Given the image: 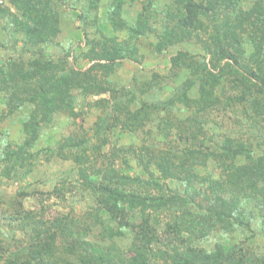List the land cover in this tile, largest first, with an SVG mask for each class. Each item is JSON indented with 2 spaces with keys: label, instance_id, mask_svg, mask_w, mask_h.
<instances>
[{
  "label": "trees",
  "instance_id": "obj_1",
  "mask_svg": "<svg viewBox=\"0 0 264 264\" xmlns=\"http://www.w3.org/2000/svg\"><path fill=\"white\" fill-rule=\"evenodd\" d=\"M101 1L87 0L88 9H97ZM110 1L107 18L114 29L125 31L130 38L155 36L151 46L157 53L177 46L171 53V73L177 76L186 68V78L166 99L152 98L148 89L152 85L148 87L147 83L138 85L146 101L138 98L135 88L110 90L92 76L95 67L110 73L118 60H136V45L105 37L98 49L93 45L88 53L89 59L98 62L78 69L37 49L41 44H51L60 32L55 0H10L9 6L0 3L2 30L15 36V49L21 44L18 57L0 62V91L5 93L9 114L28 112L23 120L27 138L15 148L7 144L2 159L8 171L17 170L33 157L30 148L54 115H77L74 91L91 94L97 88V92L111 93L109 99L102 100L106 104L96 122L97 136L107 134L106 130L118 123L139 133L151 126L148 132L155 141L172 138L173 131H179L174 135L177 139L172 140L175 147L160 149L148 160L163 179L177 180L181 185L165 188L148 168L146 176L117 169L89 173L87 164L93 150L89 141L76 142L74 137H67L62 150L77 148L70 156L82 179L100 203L108 205L110 218L117 224L107 225L103 240L125 236L131 229L132 242L126 250L94 243L82 238L87 229L74 238L73 227L79 221L70 214L57 215L44 227L49 226L46 235L35 221L34 232L39 230L24 249L27 254H22L21 262L13 259L10 264H60L53 256L61 235L66 249L81 257L78 261L66 258L67 264H264V251L249 245L264 231V149L231 134L220 135L221 139L207 144L200 138L204 128L197 132L188 125L193 122L194 127L195 123L203 126V121L196 119L200 113L208 115L221 106L225 111L234 110L240 104L245 116L253 121L256 139L264 144V136L259 133L264 130V0L249 4L244 0H171L162 9L156 8L153 0H146L132 22L123 16L125 0ZM183 44L195 45L201 51ZM0 47L7 48L6 42L0 41ZM198 85L199 96H192ZM176 106L190 110L193 117L184 122L173 116L170 113ZM179 144L183 145L181 149ZM209 161L219 166L222 177L199 174L197 168ZM96 174L101 180L95 178ZM125 203L133 206L132 210L137 208L136 220L133 217L137 215H127ZM154 212L167 216L165 235L151 225ZM183 233L188 235L186 241L179 240ZM216 233L222 239L216 238ZM235 234L248 236L239 240L233 237ZM163 236L171 245L156 248ZM228 237L237 242H226ZM211 238L213 249L205 246Z\"/></svg>",
  "mask_w": 264,
  "mask_h": 264
},
{
  "label": "rangeland",
  "instance_id": "obj_2",
  "mask_svg": "<svg viewBox=\"0 0 264 264\" xmlns=\"http://www.w3.org/2000/svg\"><path fill=\"white\" fill-rule=\"evenodd\" d=\"M55 1L58 5L60 32L51 44L45 43L37 47L49 58L58 62L64 61L69 66L84 70L97 61L88 58L90 48L94 45L98 49L100 41L105 37H113L117 38L119 42L128 41L136 45L138 54L136 60L125 58L115 62L110 73L105 72V68L95 67L92 76L96 77L108 89L122 92L135 88L138 90V98L146 101L144 100L147 99L145 94H139L141 88L138 85L147 83L148 87L152 85L148 88L152 98L166 99L173 88L186 78L188 74L186 68L180 70L177 76L171 73V53L177 50V46L163 53H157L151 46V43L156 42L155 36L130 38L125 31L114 29L107 18V7L111 3L110 0H102L97 9L91 10L88 9L87 0ZM170 1L153 0L158 9H162ZM244 1L249 4L252 0ZM145 2L146 0H125L123 10L125 19L132 22L137 13L143 9ZM0 3L11 5L10 0H0ZM3 25L4 21L0 18V41H5L7 44V48L0 47V62L11 56L18 57L21 46L18 43V48L15 49V36L6 34L2 30ZM182 47L197 52L201 51L199 47L192 46V44H183ZM24 56L27 58L29 54ZM100 62L105 61L101 60ZM199 87L201 85L193 89L192 96H199ZM95 89V92L91 94L74 91L77 115L69 116L66 113L54 115L52 121L42 127L34 145L31 146L30 153L33 157L29 158L17 170L11 169L10 171L7 170V162L2 159V153L7 144L15 148L27 138L23 129V120L28 112L23 110L9 114L5 93L0 91V264H10L13 259H18L21 262L24 249L34 241L31 237L34 234L36 236L35 232H38L39 229L45 234V230L49 226L45 229L44 227L48 222L50 224V221L57 215L70 214L75 221H79L73 227L74 238L84 235V229H87L82 238L94 243L108 246L113 244L126 250L132 242L133 231L131 229L126 230L125 236L103 240L102 236L106 232L107 225L111 224L116 227L117 224L110 218L107 210L108 205L101 204L93 190L82 179L78 165L70 156V152L76 151L77 148L71 147L62 150V147L67 143V137H74L76 142L85 141V139L89 141L88 146L93 149L90 164H87L89 173H97L102 169L105 171L117 169L120 172L131 174L145 173L146 176L148 168L154 172L152 173L165 188L174 189L181 185L177 180L163 179L155 164L148 160L154 152L160 149L175 147L177 144H174L172 140L177 139L174 138V135L179 131H173L172 138L160 137L155 141L153 135L148 132L151 126H145L139 133L129 131L118 123L110 130L107 129V134L103 133L101 136H97L96 122L98 116L103 112L102 105L106 104L102 100L109 99L111 93L108 91L97 92L99 89ZM221 108H217L208 115L198 114L196 119L198 122L203 121V126L195 123L194 127L193 122L188 125L197 132L201 130V127L204 128L205 132L201 134L200 138L207 144L221 139L220 135L231 134L237 138H243L247 142L250 141L255 148L264 149V144L260 143L261 139H256L257 131L253 127V121L245 116L242 105L237 104L236 109L228 111ZM170 114L176 115L184 122L190 115L193 117V112L179 106L172 108ZM259 133L264 136V130H260ZM182 146L179 144L178 148L181 149ZM197 169L199 174L206 177H222L219 166L212 161ZM96 176L95 178L100 179L101 175L96 174ZM125 205L127 215H137V208L132 210L133 206L128 203ZM137 217L138 215L136 218L133 217V220H136ZM152 219V227H156L158 234L165 235V223L168 220L166 214L154 212ZM35 221H38L41 227L34 232ZM214 236L218 239L223 237L220 233H216ZM235 236L242 240L247 238L248 234H240V237L236 234L233 235V237ZM186 237L188 235L183 233L179 240L186 241ZM233 237H228L229 240L225 241H229L228 243L237 242ZM65 242L64 236L61 235L58 238V248L55 249L53 257L60 264H67L66 258L73 261L81 260L80 256L77 254L75 256V253H70L66 249ZM213 243L211 238L205 246L213 249ZM168 245L171 244L163 236V239L155 244V247L167 248ZM249 245L264 251V231L249 242Z\"/></svg>",
  "mask_w": 264,
  "mask_h": 264
}]
</instances>
